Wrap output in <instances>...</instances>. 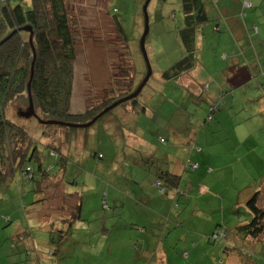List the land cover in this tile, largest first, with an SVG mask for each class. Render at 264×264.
Listing matches in <instances>:
<instances>
[{
	"label": "rangeland",
	"instance_id": "rangeland-1",
	"mask_svg": "<svg viewBox=\"0 0 264 264\" xmlns=\"http://www.w3.org/2000/svg\"><path fill=\"white\" fill-rule=\"evenodd\" d=\"M13 1L15 3L17 0ZM68 1L76 47L70 112L82 114L90 106L96 105L95 109H100L103 104L99 103L113 93L110 88L118 89L116 96L127 89L130 81L123 72L133 70L134 91L147 76L148 66L140 48L143 32L141 9L144 0ZM176 3V0H169L163 7L157 0H152L148 8L149 33L144 48L151 76L141 91L143 97L148 92L151 94V99L145 102L148 108L146 115L128 113V106L119 105L90 127H58L62 131L67 130L70 138L68 144L59 147L56 139H61L62 132L57 131L53 135L54 138L45 137V132L51 130V126L42 125L36 117H15L14 122L36 141L45 171L58 176L54 151L65 155L68 162L62 177L64 185L56 182L46 186V200L41 206L38 201L44 198V193L42 195L40 192H34L36 183L27 182L21 176L17 178L20 184L19 195L16 188L6 191L0 187V264H35L34 260L37 264H55L54 261L56 264H146L148 252L156 255L163 253L166 263L162 264H199L198 257L204 256L211 260L208 254L211 247H207L206 237L213 229V223L207 222L199 200L196 201L192 182L186 181L189 177L193 182L197 181L198 197L209 198L208 215L220 217L224 212V232L228 233L226 229L236 226L233 220H227L235 219L237 211L242 215L241 222L248 219L246 207L235 208L232 196L243 194L240 185L256 180L263 173L256 167L262 159L257 153L264 152V109H259L261 113L254 114L252 110L255 112L256 106L264 99L259 89L264 79L249 81L244 90L248 89L250 94L244 95L238 90L236 94L229 92V87L233 89L234 84L229 81L225 72L230 65L229 59L224 60L222 57L231 53L226 33H215L210 26H206V42L203 46L199 45L195 53L202 67L195 66L191 72L186 73L191 74L197 83L206 84L202 93L191 100L185 84L176 83L175 80L162 81L159 74L185 55L184 46H181L176 37L178 31H175V26L181 28L183 19L179 6L175 7ZM256 4H262L261 8L264 10V0H256ZM155 6L157 13L163 17L157 21L162 25L154 23ZM172 11L176 14L174 20L167 17ZM241 11L242 7L238 13L241 21L245 20L247 26V22L252 21L259 27V22L256 21L258 16L259 20L264 18L260 17L263 13L258 11L256 14L254 10L246 9L244 12L247 16L244 18L245 13ZM113 14L122 20L128 32L127 36L131 39L128 43L130 52L118 36ZM156 25L160 27V36L154 29ZM250 25L247 27L249 30L244 35L245 38L243 36L240 39L241 48L237 53L238 60L242 57L244 62L246 59L253 65L260 50L261 61H264V35L251 36L253 28ZM228 31L231 36L234 35L232 29L228 28ZM200 40L202 43V36ZM209 90L212 92L203 96L204 92ZM214 92H217L216 99L212 95ZM243 116H247L244 121L241 119ZM85 120L86 117L78 118L74 124L90 122ZM137 124L140 125L139 128L136 127ZM170 127L178 131V136L168 134ZM163 137L166 140L165 145L158 141ZM50 144L55 145L56 150H53L55 147H49ZM154 152L162 160L161 170L176 169V173L184 175L181 190L185 192L174 198L176 201L171 203L173 209L170 208L166 212L169 217L168 225H165V230L158 235L152 217L143 218L139 222L130 218V212L134 209L130 208L126 201V206L119 212H122L126 225L138 224L139 227L125 229V223L119 220V213L111 211L110 208H102L100 198L105 184L119 167L126 166V160L141 155L143 157L138 161L143 162L145 166V156ZM99 154L102 155L101 158H98ZM245 156L248 157L249 167L255 168L240 176L244 173V166L239 163L241 159L246 163ZM189 161L198 168L189 174L183 173L185 169L182 164ZM29 167L35 169L37 164L32 162ZM229 171H234L236 177L233 178ZM131 174L132 172H126L124 178L129 179ZM131 177L138 183V187L133 186L132 190L138 200L143 194L148 195V192L149 198L156 197L157 191L164 195L160 190L154 189L155 185L151 184L154 179L146 172L137 176L133 174ZM203 187H206L210 194L205 193ZM66 192L75 196L66 197ZM217 193L221 195L218 196ZM76 195L77 200L79 197L83 199L84 223L81 227L72 229L60 243L61 247H56V256L50 258L48 247L52 245L48 241L47 231L50 225L47 220L57 218L60 207L68 212L76 203ZM213 196L218 201L224 198L221 201L222 210L218 207L220 202L216 203ZM143 208L145 207L142 206L141 209ZM194 208H198L195 216L192 214ZM200 211L201 215H197ZM7 219H10V224L6 223ZM196 219L202 223H198ZM183 224L188 226L183 228ZM28 228L32 232L30 239L27 238L29 234L25 232ZM143 228H146L147 232H143ZM159 236L163 244L158 247L156 241ZM129 241V249L135 253V258L130 261L127 256ZM192 244H196L195 249H192ZM246 246L247 251L256 254L260 259L257 264H264V235L258 242L248 241ZM124 250V256L120 257ZM184 254L188 256L184 257ZM220 261L222 259H218L217 264H220ZM202 263L208 264V261L203 260Z\"/></svg>",
	"mask_w": 264,
	"mask_h": 264
},
{
	"label": "trees",
	"instance_id": "trees-1",
	"mask_svg": "<svg viewBox=\"0 0 264 264\" xmlns=\"http://www.w3.org/2000/svg\"><path fill=\"white\" fill-rule=\"evenodd\" d=\"M145 1L146 0L143 1L141 9L143 20L142 31H144L143 5ZM157 1L164 7L169 0ZM176 2L175 7L178 8L179 6V10L183 16V27L177 29V31L178 37L181 43H183L185 55L175 64L161 72L160 78L162 80L164 79L163 81L176 80L181 75L191 72V70L197 66L198 59L195 53L199 46L198 38L200 36L204 38V29L206 26H210L215 33H220L221 31L220 20H213V18L208 15L203 0H176ZM69 7L70 4L68 0H17L15 3L13 0H0V42L15 31L14 35L0 46V187L4 188L6 191L11 188H16V191H18L17 195H19L20 184L17 180L18 176H21L27 182L36 183V187L33 189L34 192H40L42 195L44 193V198L38 201L40 206L43 201L46 200L44 192L46 186L56 182L64 185L62 183V177L66 172L68 160L65 155L54 151L57 157L58 176H53L43 169L36 141L27 131L20 128L14 122L16 116H23L28 113L27 111L30 107L29 99L31 98L33 111L36 115L35 119L44 122L74 124L76 119L83 117H86L85 122L91 121L104 109L134 92V80L132 79L133 70H128L123 72V75L130 81L125 91H122V93L116 96L117 93H119L118 89L110 88L109 90L115 95L112 93L108 99L102 100L99 103L103 104L100 109H95L97 107L95 105L87 108L85 113L82 114H72L70 112L76 47L74 43L75 37L72 32V17ZM116 13V15H118V12ZM159 14L160 13L156 14L154 23L162 25L157 22L163 19ZM116 15L113 14L112 17L115 21L118 36L124 43L125 48L129 49L128 43L131 39L127 36L128 32L122 20L120 19V21ZM175 16L176 14L172 11L171 17L175 18ZM157 25L154 29L160 36V27ZM23 28L31 29L32 44L29 43L30 33L23 31ZM33 51L35 53V59H33ZM260 54L261 50L259 51L258 57H260ZM258 57L256 56V63L259 61ZM226 59L227 58L224 60ZM33 60V77L29 86L30 95L28 96V83L30 82L31 64ZM249 62L250 61L245 59L244 64L248 68L250 65ZM256 67L259 68L258 64ZM250 71L252 72V70ZM254 73L252 79H264V71L262 68H259V71ZM262 88H264V86ZM261 91L264 93V89H261ZM203 96L206 95L203 94ZM147 101V96L141 99L137 97L121 105L125 107L128 106V109H126L128 113L132 112L146 115L148 113V108L145 102ZM209 119H211L210 116ZM139 126L140 125L137 124L136 127L139 128ZM51 127V130L45 132V137L54 138L53 135L57 131H60L63 136H61V139H56L58 143L55 141L58 147L59 145L63 146L64 144H68L70 138L69 134L66 132L67 130L62 131L58 128L63 126ZM158 141L160 144H166L164 137L158 139ZM149 145H151V143H149ZM152 145L151 147H153ZM49 147H55V149L52 148L53 150L57 148L53 144H50ZM101 157L102 155L99 154L98 158ZM140 157L143 156L140 155L135 158L130 157L126 160V166L119 167V169L116 170L111 179L105 184V188L100 194V198H102V208L104 207L106 210L110 208L112 209L111 211L118 212L119 220L125 223V229L139 227L138 224L134 226L126 225L122 212H119L121 208L123 209L126 206L124 201H126L128 205V199L132 198L138 200L137 197L132 194L133 186L138 187L136 186L138 183L132 180L131 176L133 174L137 176L140 175L141 172H146L151 175L154 179V181H151V184H154L156 189L163 192V194H172V203L176 201L174 198L185 193L181 190L184 180L183 174H174L170 173L168 170H161L160 162L162 160L155 152L151 153L150 156H145L147 162L145 166H143V162L138 161ZM32 162L37 164L35 169L29 167ZM182 165L185 169L183 173L186 172L188 174L198 168L196 164L190 161ZM126 172H132L129 179L124 178ZM36 177H38L37 181ZM190 178L191 177L186 181L191 180ZM195 184V199L199 200V205L206 214L205 217L207 222L210 221L213 223V229H211V232L206 237L208 240L207 247H211V251L223 252L224 257L229 255V257L232 256L236 258V260L234 259L236 264H257V261H260V259L255 256L256 254L254 255V253L247 251L248 248L246 246V244H248L247 241L259 240V238L264 235V210L258 206L257 194L251 197V199L246 202V205H244V208L246 207L249 214L247 215L248 219L250 220L245 219L241 222V213L236 214L239 221L236 222L232 219L236 226L226 229L229 231L226 233L223 231L224 228H222L226 225V221L222 217L224 213L222 212L220 217L208 215L209 198L204 199L207 196L203 198L198 197L197 194L199 189L197 183ZM32 191L30 193H32ZM141 191L143 192L145 190ZM64 195L66 197L75 196V194L70 195L67 192ZM213 197L216 203L220 202L218 207L222 210V199L218 201L215 196ZM75 199L76 203L68 209V212L60 207V214L57 218L47 220L50 225L47 231L48 241L52 245V249L49 251L50 256H56V247L60 248V243L72 229H77V227H81L84 223V219H82L83 199L79 197L77 200V195ZM148 209H150V207H148ZM227 221L231 220L228 219ZM10 222V219L6 220L7 224H10ZM181 226L184 228V226L188 225L183 224ZM186 229L188 230V228ZM144 231L145 228H143V232ZM25 232L29 234L27 238L30 239V235H32L31 230L28 228V231L26 229ZM31 239L33 240V238ZM195 248L196 244H192V249ZM101 252H103V250H101ZM123 256L124 255H121L120 257ZM127 256L129 261L133 260L135 258V253L132 252ZM183 256L185 257L188 255L184 254ZM206 257L208 256L202 257L198 263L205 264L202 263L203 260H207L208 264L218 263V261L213 263L212 260ZM220 262L227 264L225 259H222ZM153 264L155 263L153 262Z\"/></svg>",
	"mask_w": 264,
	"mask_h": 264
},
{
	"label": "crops",
	"instance_id": "crops-1",
	"mask_svg": "<svg viewBox=\"0 0 264 264\" xmlns=\"http://www.w3.org/2000/svg\"><path fill=\"white\" fill-rule=\"evenodd\" d=\"M203 3L205 4V6L207 8L208 15L210 17H212L213 20H220V27H221L220 33H223V32L226 33V37H227L229 45H230L229 51H231V53L229 55H227V54L222 55V57L224 59L225 58H227L226 60L229 59L230 65L227 67V69H225V72L227 74L229 81L234 84L233 89L231 87H229V92L233 91L234 94H236V92H237L236 90H238L241 94H244V95H246V93L250 94V91H248V89L244 90V87H247L249 85L248 84L249 81H251L252 78L254 77V75H253L254 72H258L259 68H262L264 71V61H261L262 52L260 54V57H258L259 58L258 63L253 62L252 63L253 65H249V68H248L244 64L242 57L238 60L237 51L240 50V48H241L240 39H242L243 36L248 33L247 30H249V29L247 27L249 26V24H251L250 26H252V28H253V29H251V31H252L251 36L257 35V37H258V36L264 35V18H261L259 20V16H258V18H257L258 20L256 22L257 23L259 22V27L256 26V24H253L251 20H250L251 23H249V21L247 22L248 23V26H247V24L245 23V20L244 21L242 20L243 21L242 22L238 18V13H239L240 8L242 7L241 13L242 12L245 13L244 18H246V16H247V13L244 12L246 9L254 10L256 14L259 11L260 13H263L260 17H264V10L261 8L262 4L257 5L256 0H203ZM153 11H154V14L156 15V13H157V7L156 6L153 8ZM163 16H164V12H163ZM240 16H241V14H240ZM167 17H169L172 20L175 19V18L171 17V13H169L167 15ZM241 18H242V16H241ZM244 18H242V19H244ZM182 27H183V20L181 21V28ZM181 28H179V29H181ZM228 28L232 29L234 31V35L231 36L229 34ZM177 29L178 28H176V26H175V31H177ZM220 33H218V34H220ZM176 37L179 40L181 46H183V43H181V40L178 37V34L176 35ZM244 38H245V36H244ZM205 42H206V38L205 39L203 38L202 43H201L200 37L198 38V45L203 46L205 44ZM205 55H207L209 58L208 53H206ZM257 64H258L259 68L256 67ZM196 67H202V65L199 63V61H198ZM250 70H252V72ZM166 81H169V80H166ZM175 82L183 84V85L185 84L187 86V90L190 92V96H189L190 98L189 99L193 98L194 96L196 97L197 95L201 94L202 90L205 88V85H206L204 83L202 84L201 82L197 83L191 74H183L180 77H178L175 80ZM263 86H264V83L262 85H259V89L260 90L264 89V88H262ZM211 92H212V90L211 91L209 90V92L205 91L204 94L211 93ZM212 95H213V98H215V99L217 98V92H214V94H212ZM142 96H143V94L141 93L138 98H140V97L142 98ZM146 96H147L148 100L151 99V94L149 92L146 94ZM263 96H264V93H263ZM195 97H194V99H195ZM247 107H248V105H247ZM256 108L257 109L255 110V112H254V109L252 110L253 111L252 114L259 112V109H264V99L261 101V103L259 105L256 106ZM259 113H261V112H259ZM246 117L243 116L241 119H243V121H244V120H246ZM168 134L175 137V136H178L179 133L173 127L172 128L170 127ZM250 152L257 153L254 151H250ZM257 154L259 156H261L262 159L259 161V165L256 167V169L262 170L263 173L261 176H258V178L256 180L249 182L245 185H240L239 188H242L244 193L243 194L241 193V195H239V196H235V195L232 196L233 201L235 203L234 204L235 208L242 207V206L246 205V202L248 200H250L251 197H253L255 194H257L258 206H260L264 210V152H261V153L258 152ZM247 158L248 157L245 156L246 163L243 162V159H241V161L239 163V165L244 166V173L240 174V176L247 174L250 170L255 168V167H249L248 164H250V163H249V161H247ZM168 171L170 173L178 174L175 172L176 169L175 170L170 169ZM229 174L232 175L233 178L236 177V173L234 171L233 172L229 171ZM190 182H192V187L194 189V186H196L195 183H197V181L193 182V180H190ZM154 189H156V188L154 187ZM203 191L205 193L209 192L206 187H203ZM161 195L157 191L156 197L149 198L150 193L148 192V195L143 194L141 199H139V200L132 199V198L128 199V201H129L128 206L130 208L134 209V211L130 212V218L139 222V220L141 221L143 218L148 219V217L149 218L152 217V222H154V226H156V234L157 235L165 230V225H168L169 221L167 219L169 217L166 216V212H167V209L168 210L170 209V205L173 201L172 194H169V195L164 194L163 196H161ZM217 195L219 196V195H221V193H217ZM222 199H224V198L222 197ZM228 199H229V196H228L227 200ZM196 201L198 202V200H196ZM142 206L145 208L141 209ZM147 206H149L150 209H148ZM171 209H173L172 205H171ZM197 210H198V208H194L192 210L193 216H195V213L197 212ZM201 213L202 212L200 211V212H198L197 215H201ZM236 214H240V213H238V211H237ZM224 215L225 214H223V216ZM196 220L199 223L201 222L199 219H196ZM229 220H232V219H229ZM234 220L236 222L239 221L237 218V215H236V218ZM144 232H147L146 228H145ZM160 236H161V234H160ZM160 236H159V239H157V241H156V245L158 247L162 245ZM261 237L259 238V240L251 241V242H258V241H260ZM247 243H248V241H247ZM128 244L129 245H127L128 246L127 247L128 248L127 254L130 255V253H132L131 249H129L131 246L130 245L131 241H129ZM48 248L50 251L52 249V246H49ZM31 251L33 252V250H31ZM49 251H48V256L50 258L55 257V256H50ZM125 251L126 250H124L121 255L125 254ZM163 256H164L163 253H159L158 255H156V254H152L151 252H148L147 258H146V264H153V262L155 264L166 263V259ZM166 256H167V253H166ZM210 256H211V260L213 261V263L217 262L218 259H225L227 264H236V261H235L236 258H234L232 256L229 257V255H227V257H224V254L221 251L213 250L210 252L209 257ZM201 258L202 257H198L197 262ZM54 262L56 264V261H54ZM34 263L37 264V262L35 260H34Z\"/></svg>",
	"mask_w": 264,
	"mask_h": 264
},
{
	"label": "water",
	"instance_id": "water-1",
	"mask_svg": "<svg viewBox=\"0 0 264 264\" xmlns=\"http://www.w3.org/2000/svg\"><path fill=\"white\" fill-rule=\"evenodd\" d=\"M151 0H146L144 5H143V17H144V31H143V34H142V37H141V41H140V48H141V52L143 54V57L146 61V64L148 66V73H147V76L145 77V79L143 80V82L141 83V85L133 92L131 93L130 95L122 98L121 100L115 102L114 104H112L111 106L107 107L105 110H103L102 112H100L97 116H95L90 122L86 123V124H82V125H79V124H72V123H62V122H44V121H41L39 119H37L42 125H45V126H63V127H69V128H87V127H90L92 124H94L99 118H101L103 115H105L106 113H108L110 110L114 109L115 107L127 102V101H130V100H133V99H136L141 91L143 90V88L146 86L147 82L149 81V78L151 76V68H150V65H149V61L147 60V56H146V53H145V48H144V44H145V39L149 33V15H148V6L150 4ZM23 31L25 32H29L30 33V38H29V43L32 44V33H31V29L30 28H23ZM15 31L12 32L9 36H7L2 42H0V46L2 44H4L7 40H9L13 35H14ZM33 59H35V53L33 51ZM33 65H34V60L31 64V72H30V82L28 83V96L30 95V83H31V80H32V77H33ZM29 102H30V107H29V112L27 114H24L23 116H25L26 118L28 117H33L35 118L36 115L33 111V106H32V102H31V98L29 99Z\"/></svg>",
	"mask_w": 264,
	"mask_h": 264
},
{
	"label": "built area",
	"instance_id": "built-area-1",
	"mask_svg": "<svg viewBox=\"0 0 264 264\" xmlns=\"http://www.w3.org/2000/svg\"><path fill=\"white\" fill-rule=\"evenodd\" d=\"M194 167H196V166H194Z\"/></svg>",
	"mask_w": 264,
	"mask_h": 264
}]
</instances>
